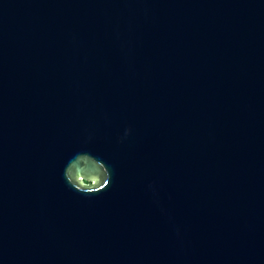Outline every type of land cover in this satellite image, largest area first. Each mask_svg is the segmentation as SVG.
Returning a JSON list of instances; mask_svg holds the SVG:
<instances>
[{
	"label": "water",
	"instance_id": "1",
	"mask_svg": "<svg viewBox=\"0 0 264 264\" xmlns=\"http://www.w3.org/2000/svg\"><path fill=\"white\" fill-rule=\"evenodd\" d=\"M0 264H264V0H0Z\"/></svg>",
	"mask_w": 264,
	"mask_h": 264
},
{
	"label": "rangeland",
	"instance_id": "2",
	"mask_svg": "<svg viewBox=\"0 0 264 264\" xmlns=\"http://www.w3.org/2000/svg\"><path fill=\"white\" fill-rule=\"evenodd\" d=\"M83 184H84V185H92L91 182H85V181L83 182Z\"/></svg>",
	"mask_w": 264,
	"mask_h": 264
},
{
	"label": "snow or ice",
	"instance_id": "3",
	"mask_svg": "<svg viewBox=\"0 0 264 264\" xmlns=\"http://www.w3.org/2000/svg\"><path fill=\"white\" fill-rule=\"evenodd\" d=\"M105 183H107V181H105Z\"/></svg>",
	"mask_w": 264,
	"mask_h": 264
}]
</instances>
